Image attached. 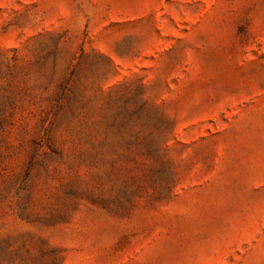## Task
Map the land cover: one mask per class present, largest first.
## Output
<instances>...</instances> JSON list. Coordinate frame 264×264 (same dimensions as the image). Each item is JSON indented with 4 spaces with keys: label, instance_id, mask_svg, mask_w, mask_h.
<instances>
[{
    "label": "rangeland",
    "instance_id": "374dc122",
    "mask_svg": "<svg viewBox=\"0 0 264 264\" xmlns=\"http://www.w3.org/2000/svg\"><path fill=\"white\" fill-rule=\"evenodd\" d=\"M0 264H264V0H0Z\"/></svg>",
    "mask_w": 264,
    "mask_h": 264
}]
</instances>
